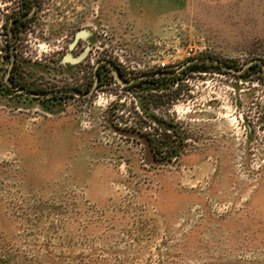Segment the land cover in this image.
Returning a JSON list of instances; mask_svg holds the SVG:
<instances>
[{
	"label": "rangeland",
	"instance_id": "rangeland-1",
	"mask_svg": "<svg viewBox=\"0 0 264 264\" xmlns=\"http://www.w3.org/2000/svg\"><path fill=\"white\" fill-rule=\"evenodd\" d=\"M196 57L154 160L123 86ZM0 264H264V0H0Z\"/></svg>",
	"mask_w": 264,
	"mask_h": 264
},
{
	"label": "trees",
	"instance_id": "trees-1",
	"mask_svg": "<svg viewBox=\"0 0 264 264\" xmlns=\"http://www.w3.org/2000/svg\"><path fill=\"white\" fill-rule=\"evenodd\" d=\"M18 15L13 20H17ZM196 57L187 63L180 71L175 68L158 69L150 71L143 76L135 78L132 82L124 85V88L133 89L135 92L142 91V96L148 103H152L157 109H161L163 117L156 118L153 113L143 111V119L140 121L141 127H152L155 133L146 132L147 144L152 153V158L157 161L170 162L176 159L178 151L185 145V135L179 131V127L172 118H168L167 110L172 105V101L178 100L179 90L182 85V76L188 72L207 71L210 68H220L219 65L200 60ZM258 66L253 63L250 67ZM14 69L13 68L11 70ZM95 72L100 78V65L96 67ZM122 75V72L117 71ZM12 75L9 74V79ZM16 84L15 80H12ZM10 88V86H8ZM159 91V93H157ZM150 109L149 107H147ZM146 108V109H147ZM145 113V114H144ZM143 123L144 125H142ZM149 123V124H147ZM139 130V128H136Z\"/></svg>",
	"mask_w": 264,
	"mask_h": 264
},
{
	"label": "water",
	"instance_id": "water-1",
	"mask_svg": "<svg viewBox=\"0 0 264 264\" xmlns=\"http://www.w3.org/2000/svg\"><path fill=\"white\" fill-rule=\"evenodd\" d=\"M200 60H207L206 58H201ZM211 62L212 63H214V64H217V65H220V66H224L225 67V65H224V63L223 62H220V61H218V60H211ZM128 82H126V84H127Z\"/></svg>",
	"mask_w": 264,
	"mask_h": 264
}]
</instances>
